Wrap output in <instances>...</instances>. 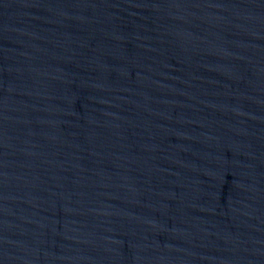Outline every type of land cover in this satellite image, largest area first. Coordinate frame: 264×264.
<instances>
[{"label": "water", "instance_id": "1", "mask_svg": "<svg viewBox=\"0 0 264 264\" xmlns=\"http://www.w3.org/2000/svg\"><path fill=\"white\" fill-rule=\"evenodd\" d=\"M0 264H264V0H0Z\"/></svg>", "mask_w": 264, "mask_h": 264}]
</instances>
